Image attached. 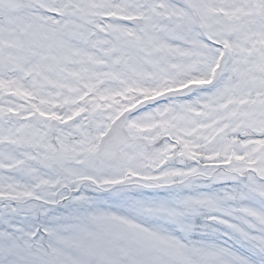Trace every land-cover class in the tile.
<instances>
[{
  "label": "snow or ice",
  "instance_id": "snow-or-ice-1",
  "mask_svg": "<svg viewBox=\"0 0 264 264\" xmlns=\"http://www.w3.org/2000/svg\"><path fill=\"white\" fill-rule=\"evenodd\" d=\"M0 264H264V0H0Z\"/></svg>",
  "mask_w": 264,
  "mask_h": 264
}]
</instances>
